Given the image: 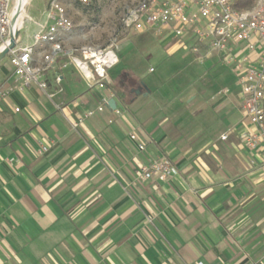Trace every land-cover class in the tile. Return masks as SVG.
I'll list each match as a JSON object with an SVG mask.
<instances>
[{"label":"crops","instance_id":"0c3cea01","mask_svg":"<svg viewBox=\"0 0 264 264\" xmlns=\"http://www.w3.org/2000/svg\"><path fill=\"white\" fill-rule=\"evenodd\" d=\"M64 58L45 73L46 90L16 86L9 56L0 61V89L9 90L0 101V264H257L264 227L253 226L251 208L263 197L264 164L240 139L237 91L216 94L228 101L214 108L229 127L211 139L200 136L210 125L189 126L184 108L156 119L143 85L125 106L118 92L142 83L133 70L110 72L106 89L83 88ZM111 98L118 109L140 102L142 118L130 107L114 121L109 107L97 110ZM87 110L98 113L80 121ZM163 156L179 173L142 179L139 167Z\"/></svg>","mask_w":264,"mask_h":264},{"label":"built area","instance_id":"2783aa9c","mask_svg":"<svg viewBox=\"0 0 264 264\" xmlns=\"http://www.w3.org/2000/svg\"><path fill=\"white\" fill-rule=\"evenodd\" d=\"M70 2L89 5L93 0H52L47 14L49 22L34 35L33 42L9 51L7 56L14 67L16 86L35 84L46 90L45 73L62 56L70 59L91 87L106 89L111 84L110 72L119 63L117 43L65 47L63 37L71 34L74 26L68 12ZM12 8L13 0H0V43L10 37ZM121 22L126 31L153 30L158 36L166 32L180 38L181 44L184 39L198 38L209 47L210 55L223 58L237 77L236 95L243 111L240 139L264 164V0L241 9L234 6V0H139L126 9ZM57 80L60 81L58 77ZM8 92L0 89V101ZM230 93V88H224L217 96ZM106 107L104 100L97 110L101 112ZM113 111L116 115L122 113L117 107ZM94 114V110H87L80 121ZM228 136L225 134L222 139ZM130 138L138 141L139 150L145 149V143L136 133ZM47 150V146L42 148L44 152ZM178 173L179 169L167 156L139 167V175L145 180L166 182Z\"/></svg>","mask_w":264,"mask_h":264},{"label":"rangeland","instance_id":"374dc122","mask_svg":"<svg viewBox=\"0 0 264 264\" xmlns=\"http://www.w3.org/2000/svg\"><path fill=\"white\" fill-rule=\"evenodd\" d=\"M51 1H28L17 37L19 45L33 42L34 35L46 23ZM138 2L139 0H93L89 5L70 2L68 10L74 25L72 45L90 43L109 46L117 43L119 63L113 67L111 74L116 77L123 70H133L138 74L142 83L151 91V94L142 96L141 99L146 101L145 107L156 113V119L169 118L171 114L184 108L182 112L190 118L186 119L189 126L194 127L201 120L210 125L208 129L200 131V136L218 138L222 132L227 131L229 124L217 120L219 113L214 106L228 101L224 97H216V94L224 88H230L235 93L238 90L236 75L218 54L211 57L209 47L203 45L198 38L187 41L184 39L182 44H179L180 38H175L171 43L164 44L162 36L155 35L154 31H139L135 34L126 31L121 18L127 8ZM15 3L16 0H13V6ZM127 39L129 43L125 44ZM2 44L3 42L0 46ZM64 63L67 70H73L72 75L80 86H88L81 71L68 57L64 58ZM151 68L153 71H150ZM138 104L129 107L142 118L141 110L136 111ZM200 106L204 108L198 114ZM129 107L120 108L122 114L115 115L112 120L130 113ZM261 195L263 197L251 208L253 226L257 228L264 227V190ZM257 264H264V253Z\"/></svg>","mask_w":264,"mask_h":264},{"label":"bare ground","instance_id":"6f19581e","mask_svg":"<svg viewBox=\"0 0 264 264\" xmlns=\"http://www.w3.org/2000/svg\"><path fill=\"white\" fill-rule=\"evenodd\" d=\"M29 0H16L12 8L11 17V35L10 37L0 46V61L4 59L7 49L14 43L17 39V32L20 30L25 13V7Z\"/></svg>","mask_w":264,"mask_h":264},{"label":"trees","instance_id":"16d2710c","mask_svg":"<svg viewBox=\"0 0 264 264\" xmlns=\"http://www.w3.org/2000/svg\"><path fill=\"white\" fill-rule=\"evenodd\" d=\"M257 0H234V6L236 8H249L252 7ZM136 89H142V83L137 81H129L125 86L124 90L118 92V97L120 101L127 106L128 103L133 99L134 94L136 93Z\"/></svg>","mask_w":264,"mask_h":264},{"label":"water","instance_id":"95a60500","mask_svg":"<svg viewBox=\"0 0 264 264\" xmlns=\"http://www.w3.org/2000/svg\"><path fill=\"white\" fill-rule=\"evenodd\" d=\"M10 28H11V26H10ZM18 33H19V31L17 32V37H18ZM10 35H11V31H10ZM16 46H17V39H15L14 43L7 49L4 58L8 55L9 51L11 49L15 48ZM142 85L148 89V87L144 83ZM137 93H139V91H137ZM107 106L112 110L115 109L117 107L116 99L115 98L109 99Z\"/></svg>","mask_w":264,"mask_h":264}]
</instances>
